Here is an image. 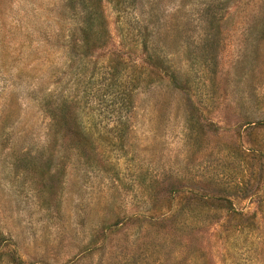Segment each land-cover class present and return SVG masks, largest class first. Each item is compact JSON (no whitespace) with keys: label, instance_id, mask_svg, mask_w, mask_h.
<instances>
[{"label":"rangeland","instance_id":"rangeland-1","mask_svg":"<svg viewBox=\"0 0 264 264\" xmlns=\"http://www.w3.org/2000/svg\"><path fill=\"white\" fill-rule=\"evenodd\" d=\"M0 264H264V0H0Z\"/></svg>","mask_w":264,"mask_h":264},{"label":"trees","instance_id":"trees-1","mask_svg":"<svg viewBox=\"0 0 264 264\" xmlns=\"http://www.w3.org/2000/svg\"><path fill=\"white\" fill-rule=\"evenodd\" d=\"M90 7V6H89ZM91 9V8H90ZM94 11V9H91ZM91 10H88L87 8H85L84 12H85V17L83 19V21L81 22V25L79 27V30H83L81 31L82 35H87L88 33L85 32L84 30L87 28L89 30L90 25H92L93 20L95 19V16L93 15V13L91 12ZM95 12V11H94ZM83 41V40H81ZM86 41V40H85ZM128 83L126 82V86L124 87V98H122L123 102L121 103L122 105H124V108L126 106H128V104L130 103V97H131V92L129 91L128 88Z\"/></svg>","mask_w":264,"mask_h":264}]
</instances>
